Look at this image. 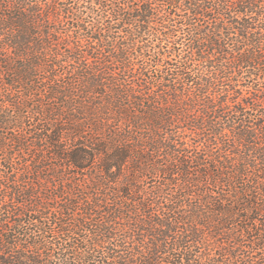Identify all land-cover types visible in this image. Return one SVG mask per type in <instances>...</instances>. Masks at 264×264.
Segmentation results:
<instances>
[{"label": "trees", "instance_id": "trees-1", "mask_svg": "<svg viewBox=\"0 0 264 264\" xmlns=\"http://www.w3.org/2000/svg\"><path fill=\"white\" fill-rule=\"evenodd\" d=\"M0 264H264V0H0Z\"/></svg>", "mask_w": 264, "mask_h": 264}]
</instances>
